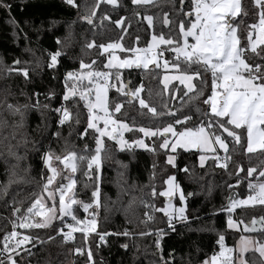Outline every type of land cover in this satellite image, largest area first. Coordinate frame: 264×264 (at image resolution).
<instances>
[{
	"label": "trees",
	"instance_id": "1",
	"mask_svg": "<svg viewBox=\"0 0 264 264\" xmlns=\"http://www.w3.org/2000/svg\"><path fill=\"white\" fill-rule=\"evenodd\" d=\"M4 2L11 4V9L9 12L0 8V244L4 234L12 230L11 221L18 224L19 217L25 216L34 200V194H44L43 184L49 175L43 162L46 153H52L54 158L68 152H74L77 157L89 158L94 154V151H85L86 145L89 149H95L93 130L89 129L81 135L87 127V109L78 95L70 96L68 101L63 100V76L68 71L78 73L87 70L81 69V62L104 69L105 55L99 45L118 41L124 49L121 52L124 55L134 48L145 47L151 35L180 41L179 23L190 22L180 12V0H155L147 5H134L132 0H117L118 6L100 2L91 25L80 17L91 15L97 0H75L78 7L68 5L65 0ZM190 2L185 0L184 13L191 10ZM241 4L242 13L235 18V25L239 26L237 35L241 46H244L250 26L257 23L261 9L256 7L254 0H241ZM165 13L168 24L164 23ZM146 16L153 18L151 25L145 19ZM117 20H121L120 25L115 23ZM51 21L57 23L52 24ZM89 44L93 46L89 48ZM161 50L173 63L176 56L171 48L166 45ZM57 51L61 53L57 64L49 68L50 53ZM257 52L259 55L246 51L247 60L251 63H264V59H261L264 57V45H260ZM16 60L20 61V67L28 68V78L16 72L8 73L7 69L13 67ZM196 69L197 66L193 65L189 70L184 59L180 58L176 71L193 74ZM116 72L121 73V80L128 83L132 91L142 85L138 95L155 107L157 113L165 114L153 116L146 109H141L137 99L133 97L129 100L126 93L117 92ZM163 72V69L156 66L112 69L107 93L109 111H112L115 103L122 105L121 111L113 117L126 122L130 127L162 128L172 123L176 131H182L183 126L175 125L174 118L166 113H175V118L181 120L186 115L191 116L186 126L192 129L200 126V121L207 120L205 112L209 116L213 115L208 104L203 103L212 94L210 73L200 68L203 83L194 76L195 89L202 95H199L195 104H190L189 98L193 94L184 95L187 90L182 84L172 82L167 87L162 85ZM76 86L84 89L89 84L76 81ZM53 93L54 96L51 95ZM62 101L70 117L64 124H59L61 113L54 110L61 107ZM5 102L20 107L22 122L21 115L8 111ZM57 132L58 137L55 135ZM125 137L131 142L140 138L141 133L126 132ZM145 141L149 148L131 147L121 150L115 141L106 138V151L102 153L101 166L96 172L88 168V160L76 159V171L72 174L75 181L72 197L89 204L93 200L92 192L99 187L96 197L98 203L90 208L92 218L96 219L95 232L85 235L78 231L70 242H64L63 235L57 234V231L60 225L74 223L70 216L62 218L63 224L58 217L46 228H20L24 236L32 239L15 256L18 264H86L89 249L94 264H161V255L170 264H201L205 258L219 251L216 243L218 234L225 236V247L229 249L235 247L242 235H252L257 242H264V224L260 223V218L264 217V205L236 209L232 219L238 222L240 229L227 227L226 212L223 210L232 190L244 197L251 192L249 182L264 180L259 175L264 170V151L258 149L252 153L247 152L246 134L241 143L228 138L227 151L212 153L203 165L198 164L199 150L182 148L172 152L175 166L170 165L167 163L169 150L159 148V144L163 143L159 137H146ZM9 144L13 146L15 156L8 154ZM153 148L155 151L151 150ZM221 153L227 157L224 164L226 167L215 165V157ZM249 168L257 171L248 176ZM6 169L14 173L11 176L14 182L5 195L2 186L9 180ZM170 175L174 176L185 194L184 202L177 196L171 201L175 205L183 204L184 215L188 219L174 224V230L168 229L167 217L163 212L145 207L146 204L153 205L155 209L164 206L165 197L159 193L163 191L165 180ZM62 179L58 178L55 186ZM188 193L193 195L189 196ZM14 207L21 211L14 213ZM73 209L81 220L84 208L74 204ZM253 219L259 220L258 228L245 231L242 226L250 225ZM157 229H164L159 238L162 252L156 248ZM125 232L128 235H124ZM104 233L109 235H105L106 242L101 243L100 235ZM49 236L54 239L49 240ZM77 248L82 249L83 254L76 253ZM28 251L33 255H28ZM169 253H174V256L170 257ZM244 259L249 264H261V258L255 251L246 252Z\"/></svg>",
	"mask_w": 264,
	"mask_h": 264
},
{
	"label": "snow or ice",
	"instance_id": "2",
	"mask_svg": "<svg viewBox=\"0 0 264 264\" xmlns=\"http://www.w3.org/2000/svg\"><path fill=\"white\" fill-rule=\"evenodd\" d=\"M65 2L73 7H78L75 3V0H65ZM100 2H106L113 6L117 5V0H97V4L93 7L91 15H86L80 17L83 20H86L89 24L93 23L92 17L96 15V8L99 7ZM155 0H132V4L147 5L149 3H154ZM256 7L260 8L259 12V33L256 35V40H252V35L257 25L253 24L250 26V31L247 33L248 39L246 45L241 46L240 40L238 39V25L234 26L235 18L238 17V14L242 13V4L241 0H191L190 2V11L187 13L183 12L185 6V0H180V12L182 15H185L188 20H191V25L189 26L187 22L181 21L179 23V33L185 38L183 45L180 41H172L170 39H165L163 36L157 38L153 36L154 43L150 44L146 49H133V53H139L144 51L149 53L156 46V42L160 44H166L171 48V51L175 53L176 59L173 61V67L178 69L180 58L183 57L184 63L187 65L188 69L191 70L193 65L197 66L196 71L192 74H182L180 76L174 77V79L180 80L182 84H186L188 91L184 95H193L189 98L190 104H195L196 100L199 99L198 90L195 89V85L191 83L194 76L201 80L203 83L202 77H200V68H203L205 73L211 74V96L208 99L204 100V104H209L211 102V113L213 115L209 116L207 112L204 115L207 117V120L200 121V126L195 130L188 128L186 123L192 119L191 116H184L183 120L175 118L176 114L172 112L166 113L169 116L174 118L175 125L183 126V131L177 132L172 123L167 124L164 127H139L135 126L130 127L126 122L112 119V116L115 113L121 111L122 105L120 103H115L112 106V111H109V105L106 100V89L97 86L95 92V102L91 100L88 101L86 107L88 109L89 115L87 118V127L84 130L83 136L88 132L89 129L93 130V138L95 141V149H89L87 145L85 146V151H94V154L91 157L80 156L77 157L74 152H68L67 155L63 158L66 168H70L74 173L76 171V164L70 163L75 159L81 161L88 160V168L92 169L94 172L98 171L101 166L102 153L106 151L105 143L102 138L107 137L110 140L116 142L119 145L121 150L130 149L133 145L142 146L147 148L143 139H136L131 142L123 138V133L138 131L143 133L144 137H159L163 143L159 144V148L168 149L169 147L173 152L180 148H211L212 144H218L221 148L227 151L226 140L231 138L235 143H241L242 139L245 137L247 140V152L252 153L257 149L264 151V63H251L246 58V51H251L252 53L259 55L257 52V44L264 45V0H254ZM0 8H5L7 10L11 9V4L5 3L4 0H0ZM195 13V20H192V13ZM246 14V13H245ZM165 15L164 23L168 24L167 13ZM108 18V17H104ZM124 19V18H121ZM145 19L149 21V24L152 23V17L146 16ZM52 24L57 23V21H51ZM117 25L121 24V20L115 21ZM123 30V29H122ZM187 37H192L195 41L194 43H188ZM93 45L89 44L88 47L91 48ZM101 48H105L104 45H99ZM120 47V45L109 44L105 48ZM61 55L59 51L55 53H50L51 62L48 64L49 68H54L57 64V58ZM116 58L113 57L109 60L108 64L105 65L106 68L112 69L114 66L117 68H130L133 63H136L139 67L142 63L144 68L148 67L150 62H153L155 59H149L145 56L143 59L139 56L136 57V60L124 59L120 61L117 65L113 64V60ZM264 59V57H261ZM95 62H93L94 64ZM81 69H89L91 66L83 64L81 62ZM165 67H167V61L165 62ZM8 73L16 72L22 74L25 78L29 76V70L26 67H20V61L16 60L13 62V67L7 69ZM87 76L90 78H103L105 81L109 78V72L101 71H88ZM85 78L84 72H80L77 75L76 71H68L65 74V92L63 95V100L68 101L70 96L75 97L79 89L76 86V81H82ZM116 79L120 81V77L117 73ZM168 77H165V80H168ZM72 81L71 84L69 82ZM141 87H137L134 91L127 92L126 95L134 97L139 101L141 109H146L147 112L151 113L153 116H162L165 113H157L155 107L146 103V101L141 98L138 94L142 91ZM218 88L220 89L218 93ZM123 89V85L119 84L117 87V92H120ZM88 96H91V89H86ZM54 96L55 94H51ZM80 99L85 100L87 97L84 92H80ZM219 101V103H218ZM5 107L12 114L19 113L21 115V122L23 121V113L20 111V107L15 106L11 103L5 102ZM23 107H28L24 105ZM47 107V106H45ZM96 110L103 115H93V111ZM56 112H62L63 115L59 121L60 124H64L69 120L70 112L63 105L61 108L55 109ZM197 111L199 109L197 108ZM100 121H103V127L98 126ZM6 123V122H4ZM79 123V121H77ZM109 125H115L113 128H109ZM174 138V141L170 143L168 139V134ZM226 133V135H224ZM58 137L59 132L55 133ZM119 137V139H118ZM14 138V135H13ZM7 139V138H6ZM13 146L8 145V154L15 156L16 154L12 151ZM155 151V148L151 149ZM21 157H17L20 159ZM227 159V157H225ZM53 159L52 153H46L43 157V162L46 165H49V171L52 175L48 176L47 182L43 184L42 192H47V196L35 195L34 200L30 207L27 208L25 216L19 217L20 223L17 224L14 220L11 221L12 231L6 232L4 234V247L3 252L8 253L6 260L7 264H18L17 260L14 258L19 255L15 249L20 248L23 244L32 239L29 236H23L22 239H19V233L16 231L17 227L22 229H31V228H46L53 224V222L60 217L61 224H63V217L70 216L73 224H68L66 227L69 229L67 232H64L63 228L58 230V234L63 235L64 242L73 239V233L80 231L86 233V231H95L96 229V219L93 218L90 221H80L77 216L74 214L73 205H81L85 211H87L91 204L84 203L83 201H76L71 196L65 198V187L67 190H71L75 184L74 180L69 178V183L64 186L55 188L53 191H49V186L53 184L54 177L57 173L55 168H52L50 161ZM57 161L61 160L60 156H55ZM201 162L203 163L205 157L201 156ZM219 159V157H216ZM175 156L168 155L167 163L175 166L174 164ZM95 165V168H93ZM226 167V165H221ZM155 167V166H154ZM184 171H188L187 168ZM257 169L249 168L247 170V175L252 176ZM6 174L9 176V180L5 182L2 186V191L6 195L8 187L14 182L11 179V176L14 174L6 169ZM261 178H264V170L259 172ZM99 176H97V180ZM239 183V180L237 181ZM165 183L168 185V188L165 191L159 193L160 196L167 197L168 203L165 207L160 209H155L153 205L146 204L145 207L153 208L154 211H161L168 218V229L174 230L173 220L175 219V211L169 213L168 206L171 203V199L174 194L179 191L180 201L185 200V194L183 190L179 189V185L174 183V177L169 176ZM231 187V186H230ZM248 188L252 191L253 195H249L247 198L242 200L235 199L232 195L228 197L229 203L225 205L224 211L229 213L227 220V227L234 228L237 226V223L232 219L231 213L235 208L241 205L255 204L259 203L264 205V183L253 184L248 183ZM59 192L58 198V207H57V197L56 193ZM99 187L92 192V197H98ZM153 195H156L155 189H153ZM189 196L193 193H188ZM46 201H51V206L46 204ZM94 203H98V200H94ZM20 208H13L14 213H19ZM179 219L186 220L187 217L184 215L185 209L180 208ZM147 216V213L145 214ZM35 217H41L40 222H25L29 219H34ZM152 219V217H148ZM253 224L256 223V220L253 219ZM260 223L264 224V217L260 218ZM79 225V227H78ZM255 229H250L245 226V231H254ZM164 232V229H157L155 235L157 236L156 248L162 252L160 248V236ZM106 235V234H105ZM105 235H100V240L105 239ZM124 235H128L127 232ZM145 235V233H141ZM15 239L14 244L9 241ZM49 240L54 239V237L49 236ZM225 236L223 234H218L216 243L220 247L219 253H214L210 260L201 261V264H219L218 257H223L225 252H232V249H227L225 247ZM121 247H127V245H122ZM250 247L259 254L261 258V264H264V243H258L254 241L251 237L241 236V240L237 245V250L240 253L241 258L235 262L230 257H225L223 264H249V262L243 259V253L247 252ZM27 251V250H26ZM76 253L83 254V250L80 248L75 249ZM28 255H33L28 251ZM169 256H174V253H169ZM161 264H170L169 260L164 259L163 255L160 257ZM87 262L88 264H94L93 255L91 250L87 252ZM0 264H5L4 260H0Z\"/></svg>",
	"mask_w": 264,
	"mask_h": 264
},
{
	"label": "rangeland",
	"instance_id": "3",
	"mask_svg": "<svg viewBox=\"0 0 264 264\" xmlns=\"http://www.w3.org/2000/svg\"><path fill=\"white\" fill-rule=\"evenodd\" d=\"M192 20H195V13H194V12H193ZM147 22H149V21L147 20ZM188 25H189V26L191 25V20H190V22H189ZM255 25H257V28L255 29V31L253 32V35H252V40H253V41L256 40V35H257V33H259V31H260V29H259V19H258V21H257V23H256ZM234 26H236V25L234 24ZM153 36H154V35H151V36H150L149 41H148V43H147V45H146L145 47H143V48H134V49H141V50H143V49L148 48V46H149L150 44L154 43V41H153ZM155 36H156V35H155ZM156 37L159 38L160 36H156ZM184 39H185V38L180 34V43H181V45H183ZM187 41H188V43H190V44L195 42V41L193 40L192 37H187ZM109 44L120 45V47L107 48V50H105V48H106L107 45H109ZM104 46H105V48H102V49H101L102 53H104V55H105V59H104V63H103V67H104V69H102V70H109V71L111 72L112 69H115V70H124V69H131L132 67L137 66L136 63H133L132 67H130V68H117V67H115V66H114L112 69H108V68H106L105 65H107L108 62H109V60L112 59L113 57L116 58L115 60H113V64H114V65H117L120 61H123L124 59H132V60L135 61L137 56L141 57L142 59H143L145 56H147L149 59H153V57L155 58V59L153 60V62H150V63L148 64V67H150V66H156V67H160L161 69L164 70V72H163V74H162V76H161V83H162V85H163L164 87H167V86H168L170 83H172V82H177V83H179V84H182V83L180 82V80H178V79H174V77L180 76V75H182V74H189V73H181V72L176 71V67H173V63H171L170 60L166 58V56H165V54H164V51L161 50V47L166 46V44H160V43L156 42V46H155V47L152 49V51L149 52V53H145L144 51H141V52H139V53H133L132 51H130V52L127 51L128 53H126V54H124V55L121 54V52H123L124 49L122 48L120 42H118V41H116V42H109L108 44H106V45H104ZM259 46H260V44H257V48H258ZM174 55H175V53H174ZM181 58H183V57H181ZM166 61H167V67H165V62H166ZM140 67H141V68H144V67L142 66V63H141V65H140ZM95 68H96V67L91 66V67H90L89 69H87V70H81V71H80V72H84V74H85V78H84L82 81H84V82H86V83L89 84L88 87H85L84 89H79V91L77 92V95H78L79 97H80V92H81V91H83L84 94H85V96L87 97V99L83 100L85 107H86V104L88 103L89 100H91L92 102H95V92H96V88H97V86H101V87H103V88H105V89L107 90V91H106V100H107V93H108L109 85H108L107 83L100 82L98 78H90V77L87 76V72L90 71V69H95ZM80 72H78L77 75H79ZM117 73H118V75H119V77H120L119 84H122V85H123V89H122L120 92L127 93V91H126V83H124V82L121 80V73H120V72H116L115 76H117ZM189 75H192V74H189ZM165 77H168L169 79H168V80H165ZM82 81H81V82H82ZM110 81H111V80H110ZM71 82H72V81H71ZM112 82H113V83H116L115 80H112ZM108 83H109V82H108ZM191 83H193V80L191 81ZM119 84H116V85L114 84L116 89H117V87L119 86ZM182 85H183V86L186 88V90L188 91L186 84H182ZM86 89H91V96H90V97L88 96V92L86 91ZM219 91H220V89L218 88V93H219ZM218 103H219V101H218ZM208 108H209V111H210V113H211V102H209V104H208ZM86 109H87V107H86ZM87 112H88V109H87ZM88 115H89V112H88ZM93 115H103V113H99V112H97L96 110H94V111H93ZM112 119H115V118L112 116ZM98 126L103 127V121H100V123H99ZM113 127H115V125H109V128H110V129L113 128ZM198 127H199V126H198ZM195 129H196V128H194L193 130H195ZM182 131H183V130H182ZM126 132H127V131H125V132L123 133V138H124L125 140H127L126 137H125V133H126ZM177 132H180V131H177ZM106 138H107V137H104V138H102V139L105 140ZM145 138H146V137H144L143 133H141V137L138 138V139H143L145 145H147V143H146V141H145ZM118 139H119V137H118ZM168 139H169L170 143L174 141V138L171 136L170 133L168 134ZM115 143H116V142H115ZM226 144H227V143H226ZM116 146L120 149L119 145L116 144ZM147 146H148V145H147ZM132 147H134V148H136V149H146L145 147H142V146H136V145H133ZM147 148H149V146H148ZM178 148H180V147H178ZM182 149H184V150H199V151H200L199 154H198V164H199V165H203V164L206 162L207 158H208L212 153H215L216 151H222V152H225V149L221 148L218 144H212V145H211V148L189 147V148H187V149H185V148H182ZM246 149H247V141H246ZM168 150H169V153L167 154V156H168V155H174V154L172 153L173 151L171 150L170 147L168 148ZM257 150H258V149H257ZM221 154H223V153H221ZM66 155H67V154H66ZM66 155L62 156L60 161H57L54 157H53V159L50 161V165H51V167H52V168H55V169L57 170V173H56V175H55V177H54L53 184L49 186V191H53L55 188L60 187L61 185L66 186V185L69 183V178H70L71 180H73V178H72V174H73V172L71 171L70 168H66V167H65V163L63 162V158H64ZM201 156H204V157H205L203 163L201 162V159H200ZM216 157H217V156H216ZM216 157H215V158H216ZM75 160H76V159H75ZM75 160L70 161V163H75ZM174 162H175V161H174ZM44 164H45V163H44ZM45 166L47 167V169H49V165H46V164H45ZM93 166H95V165H93ZM48 173H49L48 176L52 175V173H51L49 170H48ZM170 176L174 177L173 175H170ZM168 177H169V176H168ZM168 177L166 178L165 181H167ZM47 178H48V177H47ZM58 178H59V179L63 178V179L59 182L58 185L55 186L56 180H57ZM46 182H47V181H46ZM174 183L177 184L176 181H175V178H174ZM259 183H264V182H263L262 180H260ZM177 185H178V184H177ZM167 188H168V185L165 183V187H164L163 191H165ZM179 189H180V187H179ZM180 190H181V189H180ZM65 194H66V195H65V198H66V199H67L68 196H71V197H72V189H71V190H67V188L65 187ZM42 196H45V197H46V196H47V192H44V194H43ZM175 196H177V197L179 198V191H178L176 194L173 195V197H175ZM56 197H57V201H56V203H57V207H58L59 192L56 193ZM173 197H172V198H173ZM72 198H73V197H72ZM165 198H166V197H165ZM73 199H74V198H73ZM74 200H76V199H74ZM171 200H172V199H171ZM181 202H184V201H181ZM51 203H52L51 201H46V204H47L48 206H51ZM167 203H168V200H165V203H164V206H163V207H165V205H166ZM180 208H183V204H181V205H175V204L171 201L170 205L168 206V211H169V213H172V212H174V211H175V212H179L178 210H179ZM41 219H42L41 217H35L34 219H29V220H27V221H25V222H28V223H32V222H40ZM255 220H256V219H255ZM234 221H235V220H234ZM235 222L237 223V226L234 227V228H232V229H240L241 226L238 224L237 221H235ZM245 226H247V227L250 228V229H255V230H256V229L258 228V226H259V220H256V223H255V224L251 223L250 225H243L242 228L245 229ZM255 230H254V231H255ZM242 236L251 237L254 241H256L255 238H254L252 235H242ZM240 240H241V237L237 240V242H236V244H235V247L232 249V250H233L232 252H225L223 257H218L219 264H222V263H221V259H222V258L224 259L225 257L234 258L235 261H237V260H239V259L241 258L240 253H239L238 250H237V245L239 244ZM26 243H27V242H26ZM26 243H25V244H26ZM258 243H264V242H258ZM25 244H23V245H25ZM226 248H227V247H226ZM227 249H229V248H227ZM248 251H254V250L250 247V249H249ZM248 251H247V252H248ZM219 252H220V247H219V251H218L217 253H219ZM245 253H246V252L243 253V259H244V254H245ZM211 257H212V256H209V257L205 258L204 260H210ZM204 260H203V261H204Z\"/></svg>",
	"mask_w": 264,
	"mask_h": 264
},
{
	"label": "built area",
	"instance_id": "4",
	"mask_svg": "<svg viewBox=\"0 0 264 264\" xmlns=\"http://www.w3.org/2000/svg\"><path fill=\"white\" fill-rule=\"evenodd\" d=\"M90 71H92V72H95V71H101V72H109V78H108V80L107 81H105L103 78H98L99 79V81L100 82H103V83H107L108 84V82L110 81V78H111V75H112V73L109 71V70H102V69H98V68H95V69H90ZM62 83L65 85V75L63 76V79H62ZM64 106L65 107V103H64V101H62V103H61V106ZM61 108V107H60ZM61 113V117H62V115H63V113L62 112H60ZM61 119V118H60ZM60 121V120H59ZM60 124V123H59ZM217 157H219V159H215V165L216 166H221V165H224L225 164V162H226V155L223 153V154H219V155H217ZM259 181L260 180H255V181H252L251 183H253V184H258L259 183ZM263 182H264V180H262ZM249 195H253V193H252V191L251 192H249V193H247L246 194V196H244V197H240V196H238L236 199L237 200H242V199H245V198H247ZM94 200H96V198H93V200H92V202L91 203H89V204H91V206H93L95 203H94ZM254 205H259V203H255V204H248V205H241V206H238L237 208H235L234 209V211L236 210V209H238V208H241V207H250V206H254ZM91 208V207H90ZM90 208L87 210V211H83V213H82V215H81V217H80V219L81 220H83V221H90L91 219H93L92 218V216H93V214H92V212H91V210H90ZM233 211V212H234ZM226 212V211H225ZM233 212L231 213V216L233 215ZM179 216H180V213L179 212H175V219L173 220V223L174 224H176V223H179V222H185V221H187L188 219H186V220H181V219H179ZM228 216H229V213H227L226 212V219L228 220ZM79 220V219H78ZM80 220V221H81ZM21 222V221H20ZM19 222V223H20ZM166 222H167V224H168V218H166ZM18 223V224H19ZM68 224H72V223H70V222H67V223H65V224H63V225H60L59 226V228H58V230L60 229V228H63V230H64V232H67L69 229L66 227V225H68ZM12 231V230H11ZM10 231V232H11ZM16 231L20 234L19 235V239H22L23 238V232L20 230V228L19 227H17V229H16ZM76 232H78V231H76ZM76 232H74L73 233V235L76 233ZM95 232V231H94ZM93 231H86V233H83V234H85V235H88V234H90V233H94ZM57 234H58V231H57ZM109 235V233H104V235ZM15 239H17V238H13V240H11V241H9L10 243H13L14 244V242H15ZM71 240H69V241H67V242H70ZM106 242V238L103 240V241H101V243H105ZM3 247H4V238H3V240H2V242H1V244H0V260H4L5 261V264H7V260H6V257H7V255H8V253H4L3 252ZM25 248V245H22L20 248H18V249H15V251L17 252V253H19L22 249H24ZM15 258V257H14ZM232 260L234 259V258H231ZM223 258L221 259V263L223 264ZM86 264H88V263H86Z\"/></svg>",
	"mask_w": 264,
	"mask_h": 264
},
{
	"label": "water",
	"instance_id": "5",
	"mask_svg": "<svg viewBox=\"0 0 264 264\" xmlns=\"http://www.w3.org/2000/svg\"><path fill=\"white\" fill-rule=\"evenodd\" d=\"M180 6H181V5H180ZM138 16H139V18H140V14H139V13H138ZM82 20H83V19H82ZM83 21L86 22V23H88L86 20H83ZM88 24H89V23H88ZM90 25H91V24H90ZM132 68H133V69H139L140 66H139V67H138V66H134V67H132ZM152 68H153V66H152ZM126 91H127V92H131V91H132L128 83H126ZM127 96H128V99H129V100H132L133 97H131V96H129V95H127ZM230 195H232L235 199L238 197V194L236 193V191H235V190H232V191L228 194V196H227V199H226L225 205H227V204L229 203V201H228V197H229ZM165 200H168V198L166 197Z\"/></svg>",
	"mask_w": 264,
	"mask_h": 264
}]
</instances>
